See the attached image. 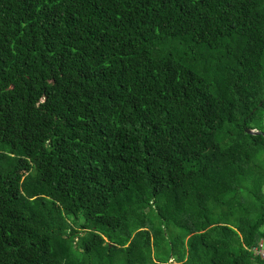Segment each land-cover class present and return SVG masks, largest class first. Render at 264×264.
<instances>
[{
  "label": "trees",
  "instance_id": "16d2710c",
  "mask_svg": "<svg viewBox=\"0 0 264 264\" xmlns=\"http://www.w3.org/2000/svg\"><path fill=\"white\" fill-rule=\"evenodd\" d=\"M263 239L264 0H0V264Z\"/></svg>",
  "mask_w": 264,
  "mask_h": 264
},
{
  "label": "built area",
  "instance_id": "2783aa9c",
  "mask_svg": "<svg viewBox=\"0 0 264 264\" xmlns=\"http://www.w3.org/2000/svg\"><path fill=\"white\" fill-rule=\"evenodd\" d=\"M254 254L264 260V239L252 249Z\"/></svg>",
  "mask_w": 264,
  "mask_h": 264
},
{
  "label": "water",
  "instance_id": "95a60500",
  "mask_svg": "<svg viewBox=\"0 0 264 264\" xmlns=\"http://www.w3.org/2000/svg\"><path fill=\"white\" fill-rule=\"evenodd\" d=\"M260 105H262V103ZM246 132L248 134H252V135H260V134H262V132H260L259 130L250 129V128L246 129Z\"/></svg>",
  "mask_w": 264,
  "mask_h": 264
},
{
  "label": "rangeland",
  "instance_id": "374dc122",
  "mask_svg": "<svg viewBox=\"0 0 264 264\" xmlns=\"http://www.w3.org/2000/svg\"><path fill=\"white\" fill-rule=\"evenodd\" d=\"M171 262H173V261H169V263H168V264H176V263H171Z\"/></svg>",
  "mask_w": 264,
  "mask_h": 264
}]
</instances>
